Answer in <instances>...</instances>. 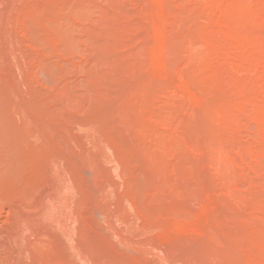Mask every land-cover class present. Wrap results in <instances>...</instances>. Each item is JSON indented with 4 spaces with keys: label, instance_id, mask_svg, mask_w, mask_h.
Wrapping results in <instances>:
<instances>
[{
    "label": "rangeland",
    "instance_id": "rangeland-1",
    "mask_svg": "<svg viewBox=\"0 0 264 264\" xmlns=\"http://www.w3.org/2000/svg\"><path fill=\"white\" fill-rule=\"evenodd\" d=\"M0 264H264V0H0Z\"/></svg>",
    "mask_w": 264,
    "mask_h": 264
}]
</instances>
